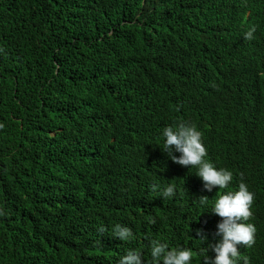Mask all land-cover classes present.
<instances>
[{"label": "trees", "instance_id": "1", "mask_svg": "<svg viewBox=\"0 0 264 264\" xmlns=\"http://www.w3.org/2000/svg\"><path fill=\"white\" fill-rule=\"evenodd\" d=\"M171 2L0 0V264H147L151 239L202 264L220 189L159 150L164 126L195 124L217 168L264 190V0ZM255 239L240 264H264Z\"/></svg>", "mask_w": 264, "mask_h": 264}, {"label": "clouds", "instance_id": "2", "mask_svg": "<svg viewBox=\"0 0 264 264\" xmlns=\"http://www.w3.org/2000/svg\"><path fill=\"white\" fill-rule=\"evenodd\" d=\"M227 6L234 10H244V16L250 14L255 0H224ZM190 6V0H172L170 7L185 8ZM256 31L255 26L244 33L246 40H252ZM3 127V125H0ZM159 150L164 152L169 161L177 168L190 171L197 182L201 178L204 188L211 192L219 187V191L209 202L208 196H202L199 202L208 206V216L212 219V227L217 226V235L222 236L216 243V235L212 233L210 253L201 257L202 264H240L241 254L239 246L251 248L255 245L257 234H262V229H257V222H262L264 209V190H254L253 184L243 179V174L234 182L233 173L226 168H217L208 156L206 144L201 131L195 124L180 122L176 126H164L160 134ZM156 191L157 186L153 185ZM164 200L176 196L174 184H168L161 192ZM155 223V221H152ZM98 231L105 233L108 230L101 226ZM111 235L122 241L129 242L133 239L130 227L115 224ZM201 239H206L202 235ZM147 264H193L194 249L189 246L169 247L168 243L160 239H151ZM119 264H144L142 252L129 249L123 255ZM243 264H249L245 258Z\"/></svg>", "mask_w": 264, "mask_h": 264}]
</instances>
